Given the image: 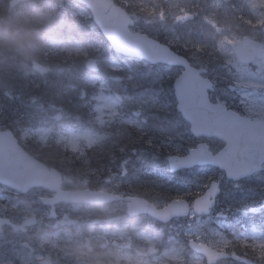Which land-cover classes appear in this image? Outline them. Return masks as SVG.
<instances>
[{
	"label": "rangeland",
	"instance_id": "1",
	"mask_svg": "<svg viewBox=\"0 0 264 264\" xmlns=\"http://www.w3.org/2000/svg\"><path fill=\"white\" fill-rule=\"evenodd\" d=\"M37 1L44 2V0H28L27 3L19 6V19L17 20L19 32L28 30L35 33L36 30L33 29H36L37 25L43 26L38 28V31L51 34L48 45L53 48H62L65 45L59 46L57 38L65 30H70L69 25L68 27L65 25V21L71 19L75 23L74 27H77L79 31L90 27L87 22H80L79 19L85 18L86 14L77 5L72 4L71 0L58 6L53 4V6L47 5L40 9H36ZM157 3L159 4L156 8L159 11L157 16L160 13L165 14L162 10H167V15L165 14L167 17L164 15V21L158 26L153 20L150 21V24H139V30L147 33L146 35L156 39L160 44L171 46L176 53L184 54V57L193 63H191L192 65L201 68L206 67L207 64L209 66L207 77L214 82V92H210L212 103L218 99L228 108L237 110L249 118L253 116L264 118V59L254 61L251 65H243L234 58L231 50V45L241 40L242 36L251 37L257 42L264 43V35L261 32L264 25V0H190V2H185V0L166 2L151 0L144 9L154 8L153 6ZM200 4L204 5V10L200 8ZM125 5L130 7L132 3L125 2ZM193 8L197 10H192ZM156 10L154 8L153 11ZM50 11L61 14L57 15L58 18L52 16ZM66 14L69 16L68 18ZM190 15L195 19H191ZM37 16L39 19L36 20ZM202 22H204V28ZM0 49L9 53H11L10 50H13L14 57L18 60H30V66H22L17 72L22 82L18 88L26 99L28 89L32 88V84L45 80L47 68L43 69L41 74L32 69L33 65L42 66V64L34 58L31 48L22 52L21 58L17 56L19 47H11L7 42L0 41ZM96 52L102 56L99 59V65L104 71V75L111 77L106 73V70L108 72L110 68L112 71H120L121 66L118 61L106 59L104 51L100 48ZM53 57L56 58L52 55ZM124 64L122 69H128L130 72L132 71L131 66L137 67L134 71L135 76L131 78L130 75H126L127 78L124 80L121 78L118 81L123 85L117 83L114 85V89L112 87L109 90L95 76H89L84 79L85 81L79 80L81 88L83 85L82 95L78 94L79 98L81 95L80 105L85 109L83 110L87 116L85 120H90L88 122L90 127L75 128L79 132L73 131L70 124L65 122L67 117H64L65 114L56 101L45 104V101L39 96L38 100L31 97L30 108H39V115L30 123V139L45 141L52 138L58 143L61 142V153L55 151L56 154L50 155L49 159L59 161V164L61 162V165L58 166L70 171L72 162H79L78 166H82V163L85 167H89L92 161L96 162L98 158L104 157L101 149H99L100 152L97 149L90 156L92 158L89 161L90 158L86 156V150L100 145L106 139L102 133L108 128H115L116 133L121 130L124 132L125 127L129 128L126 129L131 134H139L141 131L144 134L140 139L144 140V135L149 136V139L147 137L145 139L147 145L152 146L155 142V146L132 158H119L120 162L109 161L107 165L109 167L120 165L118 177L102 188L110 189L118 182L117 192L124 190L128 196L134 197L132 194V192L136 193L134 189L144 185L148 189L147 195L159 205L167 194H177V191L163 189V182L160 181L168 179L164 177V173L165 169L168 170L166 159L169 156H185L189 149L203 141L215 154L223 148V143L216 139L193 138L186 122L179 121L175 116L172 83L179 76L180 69H167L165 66L149 67L146 64L132 61ZM49 70L58 76L57 69L49 68ZM109 92L120 97L121 107H117L119 102L111 97ZM64 100L62 101L64 102ZM59 115L65 121L58 126L59 130L56 128L53 132L49 125L55 126L58 122L56 117ZM119 116L126 118L115 122L116 117ZM132 118H138L141 122L138 123ZM75 123L73 122L71 125ZM107 137L109 138V136ZM158 147L164 148L158 153L152 154L154 148ZM98 163H102L101 160ZM123 172L126 174L124 178ZM171 177V180L179 185L188 186L187 192L191 193L189 194L190 201L208 187L209 181L217 182L220 193L217 195L212 217L204 219L192 215L185 223H172L160 228L148 217L131 220L129 228L135 231H132V234L124 239V244L127 245L123 249L124 252L114 253L116 252L114 248L101 251L102 243L108 245V237L95 239L86 244L84 238H78L81 246L75 247L69 253L77 259L76 263L72 264H84L80 263L78 259L95 264L93 257L101 253L107 255L108 258L105 261L107 264H118L122 261L136 264L138 260L143 259H146L148 264H163V262H167V264H205L202 257L188 249V239L207 243L215 249H224L239 237L233 232L243 224L241 218L251 220L252 216L256 214L260 218L264 217V174L233 182L224 178L221 171L207 167L185 170L183 173L171 174ZM0 206L6 208V210L0 209V215L9 211L11 215L15 216L16 222H19L23 216H30V202L25 199L21 203L11 204L0 194ZM115 206L116 210L122 211L125 204L117 203L113 207ZM113 207L108 212L97 211L92 215H113L115 213ZM87 213L84 212L85 215ZM125 220L127 221V219ZM249 227L252 228L251 224ZM138 228L148 230V234L140 233ZM244 228H246L245 225ZM164 229H169L171 235L160 248V242L149 235L153 232L163 238L164 235H160ZM249 237H252L253 240L257 239V236L252 233L247 234L245 239H249ZM114 238L116 237H110V239ZM37 239L40 247H44L45 244H54L46 238ZM10 240L0 237V264H30V230L27 233H18L13 237V240ZM7 241H10L12 245L7 247ZM259 242L261 243L262 240ZM149 248H157L159 251L150 254ZM78 252H84L87 255L79 256ZM141 257L142 259H139ZM236 264H240V262H236Z\"/></svg>",
	"mask_w": 264,
	"mask_h": 264
},
{
	"label": "water",
	"instance_id": "2",
	"mask_svg": "<svg viewBox=\"0 0 264 264\" xmlns=\"http://www.w3.org/2000/svg\"><path fill=\"white\" fill-rule=\"evenodd\" d=\"M85 3L91 10L96 22L102 32L110 40L114 48L121 53L132 56L147 57L150 60L179 65L184 72L175 81V96L178 102L177 109L183 117L191 124V132L195 136L215 137L223 141L226 146L216 156L208 152L205 145L198 146V150L192 151L184 159L170 158V166L175 169L191 167L194 164H212L224 170L227 178L239 180L253 174L258 170V165L264 162V127H252L238 118L236 115L226 113L220 105H210L207 97V90L211 89L209 81L203 79L200 74L204 71L195 70L190 67L184 58L171 52L167 47L161 46L152 40L132 35L127 27L115 24V18L105 23V13L114 14L107 10L115 9L109 0H78ZM264 30V29H263ZM264 46L243 38L242 42L232 46L234 55L243 63H250L254 57H264ZM89 69L94 70V62L90 60L87 64ZM37 70L38 67H35ZM260 137L256 143H249L250 138ZM56 171H48L47 168L36 160L11 152H0V184L13 190L25 193L32 187L49 186L57 177ZM216 184H211L207 192L196 199L193 203V210L197 215L207 214L216 195ZM64 200L71 202L103 203L116 199L115 196L102 192L77 191L65 192L62 194ZM148 213L160 221L166 222L171 218L183 217L188 214V206L185 201L172 202L167 208L156 211L155 207L145 201L132 199L128 206V213ZM7 221L0 220V226ZM24 225H30L24 223ZM14 230L22 227H13ZM195 251L204 255L208 264L227 256L209 249L204 245L191 243Z\"/></svg>",
	"mask_w": 264,
	"mask_h": 264
},
{
	"label": "flooded vegetation",
	"instance_id": "3",
	"mask_svg": "<svg viewBox=\"0 0 264 264\" xmlns=\"http://www.w3.org/2000/svg\"><path fill=\"white\" fill-rule=\"evenodd\" d=\"M63 0L62 2H66ZM123 1V0H121ZM166 2L165 0H163ZM169 1V0H167ZM28 0H0V29L9 28L13 29L14 32L18 31L19 23V6L21 4L27 3ZM131 8L133 10H138L140 6L137 4H132ZM203 10L204 8L201 7ZM162 15V13H160ZM151 20L155 21L157 25V20L155 16H148L147 18H142V24H150ZM30 31L27 30V33ZM142 34H147L141 31ZM7 42L11 47H19V51L23 52V47L29 43V40L23 39L19 43L9 41L7 39L3 40ZM14 55V54H13ZM19 58V54H17ZM25 100H28V106H30V96L28 94L27 98L23 97V92L20 91L18 87L11 88V86H4V81L0 84V135L3 133H9L14 140L17 147H19L27 155L39 158L42 162H45V158L49 156L51 150H56L61 153V142L58 143L54 139L50 138L45 141L31 138L30 139V123L22 124L20 119V113L17 115L7 114L12 111L15 106L26 104ZM61 109L62 107L59 106ZM45 142V143H43ZM6 147L5 151L14 152L12 146L4 138H0V148ZM62 176L60 185L51 183V187L60 189L62 191H76V190H102L118 194L120 197L129 198L130 196L123 191L117 192L118 182L114 184L110 189H103L104 185H109L116 174L114 172L118 171L117 167H80V168H70V171L65 169L55 168ZM74 170V171H72ZM264 174V170L262 171ZM123 176L125 173L123 172ZM95 180V186L92 181ZM56 189H51L50 187H37L30 189L26 194H21L0 186V194L5 198L7 197L11 204L21 203L24 199L30 202V227L24 232L27 233L30 230V264H67V262L76 263L77 259L73 257L70 252L75 247L81 246L78 238H84L85 244L94 241L95 239H100L102 237H108V245L102 243L100 250L114 248L116 252L122 253L123 249L127 246L124 244V239L132 234L129 228L131 220H136L139 218H144L145 216L139 215L131 217L126 213L127 202L125 200L114 201L112 203L104 205H88V204H74L70 202H64L57 198ZM122 189H125L122 187ZM129 191V189H126ZM133 194V193H132ZM117 203H124L125 207L123 210H116ZM114 209L115 213L113 215H103L95 216L92 213L97 211H110ZM3 209V206H0ZM0 215L1 218L8 219L12 223L21 224L23 220L28 216H23L19 222L15 221V216L11 215L9 211H5ZM84 212H88L86 215ZM253 220L255 224V231L253 235L257 236L254 240H245L247 243L253 244L257 250H264V217L260 218L258 214L253 215ZM127 219V221L125 220ZM76 221V223H72ZM160 228L161 224L157 221H153ZM172 223V222H171ZM170 223V224H171ZM169 225V224H166ZM260 229V230H257ZM141 233L148 234V230L138 228ZM259 231L261 236L259 235ZM169 229L163 230L162 235L164 243L166 239L171 235ZM18 234L13 232L10 226H6L0 229V237H5V239L13 240V237ZM153 239L161 243V238L159 234L150 233L149 235ZM110 237H116L110 239ZM37 238H46L54 244H45L44 247L39 246V241ZM10 240V241H11ZM259 240H262L260 243ZM7 241V247L11 244ZM243 243V240L242 242ZM122 249V250H121ZM126 250V249H125ZM120 251V252H119ZM137 256V255H136ZM73 257V258H72ZM144 258V257H143ZM139 259H142L139 258ZM233 258L227 262H230ZM79 260V259H78ZM80 263L89 264L88 262L79 261ZM234 262H240L243 264V259L241 257H235ZM107 264V263H105ZM116 264V263H108ZM118 264H131V262L122 261Z\"/></svg>",
	"mask_w": 264,
	"mask_h": 264
},
{
	"label": "bare ground",
	"instance_id": "4",
	"mask_svg": "<svg viewBox=\"0 0 264 264\" xmlns=\"http://www.w3.org/2000/svg\"><path fill=\"white\" fill-rule=\"evenodd\" d=\"M185 2H190V0H185ZM142 5H145V4H142ZM158 5L159 4L157 3L153 6L155 8V10H156ZM40 7L43 8V6H40ZM154 8L147 9L149 11L145 10L144 8H140L141 11H139L138 14L142 18H147L148 16H152L155 13L159 12L158 10L153 12ZM162 11L167 15V10H162ZM32 33H34V31H30L29 33H27V36L25 39L29 40V43L23 47V52L27 51L31 48L33 54L38 53L39 51L41 53V50L44 49L43 43L41 41H35V39L32 40V38H33L32 37L33 35H31ZM10 52L12 54L9 52H5V51L0 49V84H2L4 81V86H11V88H16L22 84V82L20 81V79L17 75L18 69L22 66H27V67L30 66V60L29 61L28 60L27 61L21 60V59L18 60L17 58L14 57L13 50H10ZM78 69H79V67L76 66L75 72H77ZM51 72H53V71H51ZM78 74H80V72H78L76 75H78ZM35 83L32 84V88L30 87L28 89V94H29L30 98L34 97V99H37V97L39 96L40 99L47 101V103H52L53 101H56L58 99H67L68 98V100L71 102L67 105V107L65 104V108H66L65 114L68 115L70 113V115H72V114H79L80 113L82 118L87 119L86 114L83 113V108L80 105L81 101H80V98L78 97V93L75 89V85L77 84V80H73L68 87L62 88L61 87V81H60L59 77L54 73H50V74H48V76L45 78L44 81L35 82ZM216 100H218V99H216ZM25 103L26 104L15 106L12 109V111H10V113H8V111H7V114H11V112H12L13 115H17L18 113H20V119L19 120H21L22 124L27 125V124L33 122L38 117L39 108L37 109L33 106H32L33 108H30V106H28L29 105L28 100H25ZM86 121H83L80 124V126L83 128L88 127L89 126L88 122H90V120H86ZM55 126H56V124H55ZM55 126L53 124L49 125L50 128H53ZM30 127H31V125H30ZM125 137H126V139H123L122 141H120L118 143V146H119L118 156L121 158H125V157L132 158L133 156H137L141 152H143V151L145 152L148 149H150L151 147L155 146V142H154V145L148 146L146 141H141L138 133L131 134L130 132H127L125 134ZM98 146H101V145H98ZM163 148L162 147H160V148L158 147L157 149L154 148L153 151H161ZM53 152H54V150H53ZM114 166L118 167L117 165H114ZM114 173L116 174V176L114 177V179H115L116 177H118V171H116ZM141 183H143V182H141ZM92 184L95 186V180L92 181ZM134 191L136 193H139V194H147L148 193V189L144 185L138 186L137 188L134 189ZM182 199H184V198L183 197H176V198L168 200L167 203L179 202ZM67 264H72V263L67 262Z\"/></svg>",
	"mask_w": 264,
	"mask_h": 264
},
{
	"label": "trees",
	"instance_id": "5",
	"mask_svg": "<svg viewBox=\"0 0 264 264\" xmlns=\"http://www.w3.org/2000/svg\"><path fill=\"white\" fill-rule=\"evenodd\" d=\"M95 29V28H93ZM69 37L73 40V42L78 46L80 52L75 56L73 53H60L57 54L55 57L52 58L53 51L51 48H49L46 45H43V50H41L38 53L33 54L34 58L39 60L40 62H43L46 66L50 68H60L65 71L66 74L61 75V79H63L64 83L63 85L65 87H68L70 85V82L77 79L78 76L84 73L85 71V61L89 57H93L95 54L89 52V46L91 43L94 44H101L102 47L106 50V52H109V48L107 47L105 41L102 39L101 35L95 29L94 31H90L89 29H83L82 31L79 29H76L74 31V26L71 27V30L69 32ZM35 41H41L43 38L36 37L32 38V40ZM20 55V54H19ZM184 56V54H182ZM25 60V59H24ZM27 61V60H26ZM78 66L79 69L77 72H75V67ZM207 67V64H206ZM78 72L80 74L76 75ZM68 99L64 102H61L60 105L65 108L70 103ZM66 110V108H65ZM75 113V112H74ZM80 114V113H79ZM79 114H68L69 117H76ZM110 141V140H109ZM118 141H110L104 143L102 146H100L99 149H101V152H103L104 157H100L97 159V161H92L90 163L91 167H102L106 165V162L110 159L115 160L118 159ZM95 151V150H94ZM89 153V161L92 157H90L93 153ZM100 152V150H99ZM101 160V164L98 163V161ZM105 160V161H104ZM100 164V166H98ZM239 249L241 250L239 254L249 259L258 260L257 257H260L251 246H245L243 244H239Z\"/></svg>",
	"mask_w": 264,
	"mask_h": 264
},
{
	"label": "clouds",
	"instance_id": "6",
	"mask_svg": "<svg viewBox=\"0 0 264 264\" xmlns=\"http://www.w3.org/2000/svg\"><path fill=\"white\" fill-rule=\"evenodd\" d=\"M26 36H27V30H22L21 32H14L9 28L0 29V41L7 39L9 41L19 43L21 40L25 39ZM260 139H261L260 137L250 138L249 143H256ZM72 223H76V221H72ZM77 254L79 256L87 255V253L84 252H78ZM107 258H108L107 255L103 253L97 254L96 256L93 257V259L95 260V264H105ZM136 264H148V261L146 259L138 260ZM163 264H167V262H163Z\"/></svg>",
	"mask_w": 264,
	"mask_h": 264
}]
</instances>
